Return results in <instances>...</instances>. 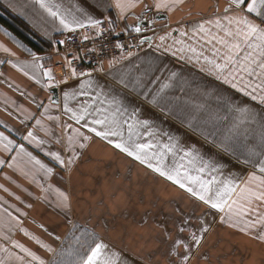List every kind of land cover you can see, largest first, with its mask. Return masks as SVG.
<instances>
[{"label":"snow or ice","instance_id":"1","mask_svg":"<svg viewBox=\"0 0 264 264\" xmlns=\"http://www.w3.org/2000/svg\"><path fill=\"white\" fill-rule=\"evenodd\" d=\"M31 3L45 35H49V29L61 33L92 30L93 36L85 31L82 38L94 40L115 31V21L105 15L113 8L117 10V20H127L130 13L135 16L133 10L141 5L142 11L155 8L157 13L171 12L184 0H153L152 4L144 0H111L110 3L91 0L90 7L85 6L88 0H69L67 5L58 0H31ZM216 13L191 27L189 38L195 39L199 48L185 43L184 39L172 38L171 32L160 36L157 45L148 36L135 46L127 45L131 49L147 43L150 49H163L161 55L179 56L180 60L197 65L199 72L218 82L216 85L170 67L160 57H139L130 50L125 52V45L120 42L114 47L121 55L107 61L109 71L105 73L103 62L93 70L110 77L104 83L94 78L93 71L78 72L72 67V60L77 59L75 55L72 60H66L70 76L62 80H57L50 68L45 69L40 63L43 58L34 53L30 64L25 62L23 67L13 64L25 75H29L27 69L31 68L30 79L45 89L67 84L71 78L79 81L78 89L63 93L61 115L67 114L74 124L50 114L53 104L58 108L60 105L49 96V104L43 101L37 104L38 109H43L39 118L31 113L25 116V120H35L34 127L46 138L29 129L21 139L39 148L61 168L70 170L79 158L76 148L86 149L94 138H99L200 202L208 214L217 213L219 223L264 244V0H226L223 9L217 7ZM135 20V26L127 24L122 31L144 32V21L139 16ZM153 22L149 20L150 24ZM179 33L180 37L189 35L183 29ZM169 38L173 44L165 46ZM134 55L138 59L125 65ZM36 70H40L41 78L35 75ZM77 97L86 99L78 107H70L69 101ZM155 113L162 117L161 121L158 122ZM44 120L56 123L62 134L57 136L54 128L45 126ZM165 123L169 126L164 127ZM51 143L62 145L69 157L66 159L61 151H46L44 146ZM205 147L210 151L205 152ZM0 152L15 153L10 159L0 158V168L6 165L27 177L29 171L25 168L31 165L33 180L38 171L49 177L54 172V168L42 163L24 144H17L3 132H0ZM233 165L247 169L246 175L237 178V173L231 171ZM0 188L8 192L3 185ZM56 191L59 194L56 207L64 212L69 225L64 237L48 233L60 241L57 247L29 233L21 227L18 216L0 205V264H127L120 251L87 225L72 219L70 195ZM15 211L26 215L19 208ZM189 225L190 219L181 221L178 230L187 233L188 239L174 240L170 250L172 264H192L210 230L204 218L195 230H190ZM16 229L34 240L50 258L44 259L12 239L11 233ZM69 239L71 243L65 247Z\"/></svg>","mask_w":264,"mask_h":264},{"label":"crops","instance_id":"2","mask_svg":"<svg viewBox=\"0 0 264 264\" xmlns=\"http://www.w3.org/2000/svg\"><path fill=\"white\" fill-rule=\"evenodd\" d=\"M58 2L67 5L69 0H58ZM110 2L111 0H109ZM90 3L91 0H88L85 6L90 7ZM144 3L152 4L153 0H144ZM225 4L226 0H184L182 5L171 12L160 10L157 13L155 8L142 11V5L134 9L133 12L135 16H139L144 21L145 30L152 31L150 37H152L153 45L160 44L159 37L171 32L172 38L184 39L185 43L194 44L199 48L196 40L189 38L191 37L192 25L213 18L217 14L216 8L219 7L222 10ZM0 9L24 27L33 39L46 45V47H41L39 51H35L0 25V132L9 136L17 144H24L25 148L37 159L48 167L54 168L50 177L45 176L42 171H38L35 180L31 176V165L25 168L26 171H29L27 177L6 165L0 168V185L8 189V192H5L3 188H0V198H2L0 205L8 208L14 216L19 217L22 221L21 227L27 229L29 233L41 241L57 247L60 241L54 240L48 233L51 232L54 236L64 237L69 231L64 212L56 207L59 198L56 189H59L71 197V216L74 221L87 225L110 246L120 251L127 264H150L145 257L142 259L141 257L143 254H150L149 252L152 254L159 253L155 249V238L164 239L167 236L169 255L172 248L171 239H169L171 237L172 216L156 215L154 205L156 207L160 203L158 205L169 209V203L174 201L187 213L190 212L188 208L192 206L195 212L199 214L200 219L204 215L207 216L204 219L207 225H210V230L205 236L199 254L207 256L206 258L211 261V264H216L217 261L214 258L217 255L219 258L217 264H264V244L219 223L217 213L213 211L208 214V210L200 202L189 197L182 190L133 161L130 157L112 148L105 141L94 138L86 149L76 148L79 158L70 166L69 170L67 167L61 168L39 148L22 140L21 137L26 135L29 129L34 130L40 138H46L38 127H34L35 120H25V116L31 113L39 118L43 109H38L37 104L40 101L49 104L48 97L51 96L53 99V94L52 88L45 89L35 79H30V75L33 74L31 68L27 69L29 75H25L24 71L13 67V64L21 67L25 62L30 64L33 59L32 53H34L43 58L40 63L45 66V69L50 68L52 70L53 63L64 59L63 55L59 53L61 45L58 41L64 40L71 33L52 32L49 29V35H45L31 0H0ZM90 10L92 9L90 8ZM95 14L99 15L98 12ZM105 15H108L122 29L127 24L133 26L136 24L135 16L131 13L127 20H117L115 8ZM149 20H154V22L150 24ZM180 29L188 31L189 35L180 37ZM172 38L164 42L165 46L173 44ZM207 47L209 46L205 45V48ZM5 48L8 49L7 52L4 51ZM162 52L163 49L156 51L147 47L138 55L139 57L146 55L160 57L164 63L170 67L181 69L185 74L200 78L203 82L211 85L218 84L212 77L199 72L198 66L194 63H188L180 60L179 56H172L167 53L161 55ZM137 59L138 57L134 55L131 61H125L124 64L134 63ZM104 68L105 73H107L109 71L107 63L104 64ZM52 72L54 74L53 70ZM35 75L37 78H41L40 70H36ZM68 76L70 73L64 77ZM93 76L101 83L106 80L110 81V77L104 73H93ZM63 78L56 77L57 80ZM78 84L77 79L71 78L67 84L61 83L54 88L60 107L58 108L53 104L50 107L51 115L60 116L61 121L74 124L73 121L68 120L67 114L61 115V113L64 103L63 93L78 89ZM223 87L226 88L227 86ZM84 99L86 98L77 97L76 100L69 101V106L78 107ZM22 109H26L27 112ZM154 115L158 122L162 120L158 113ZM43 122L46 127L54 128L57 136L62 134L56 123L47 120ZM168 126V123L164 124V127ZM172 127L175 128V125ZM44 148L46 151H61L66 159L70 155L69 152L62 150L60 144L51 143L45 145ZM204 151L209 152L210 150L205 147ZM11 155H15V153L0 152V158L10 159ZM231 171L237 173V178L247 173V169H242L239 165H233ZM17 196L20 197L19 200L16 199ZM5 201L7 203H4ZM9 205L15 207H9ZM27 205H31V207H27ZM16 208H19L26 215H20L15 211ZM181 221L180 219L173 222H175L174 224H181ZM108 224L116 225L108 226ZM45 228L47 231L44 230ZM11 236L12 239L24 244L44 259L50 258L49 253L36 244L34 240L25 236L19 229L11 233ZM173 237L182 238V235L180 233V235L176 234ZM69 242H71L70 239L64 246L67 247ZM163 244L165 245L166 241ZM200 263L206 262L200 261Z\"/></svg>","mask_w":264,"mask_h":264},{"label":"built area","instance_id":"3","mask_svg":"<svg viewBox=\"0 0 264 264\" xmlns=\"http://www.w3.org/2000/svg\"><path fill=\"white\" fill-rule=\"evenodd\" d=\"M105 27H107L106 24ZM85 31H87L90 36L94 35L92 30H79L66 37L64 39V44H60L59 53L63 55L64 59L53 63L51 66L56 77L63 78L65 75L70 73V68L67 66L66 60H72L73 55H75L77 59L72 60V67L76 68L78 72L93 71L99 67L100 62L105 64L113 57L120 56V50L114 47L117 42L125 45V52L130 50L139 54L148 47L147 43L140 47H133L131 49H129L127 45L132 44L135 46L138 44L140 39L144 36L150 37V34L152 33L150 30H145L139 34L131 31L125 32L122 31L121 27L116 25L114 32H106L104 36L94 40H83L82 37ZM90 49H95V51H90ZM93 73L97 72L93 71Z\"/></svg>","mask_w":264,"mask_h":264},{"label":"rangeland","instance_id":"4","mask_svg":"<svg viewBox=\"0 0 264 264\" xmlns=\"http://www.w3.org/2000/svg\"><path fill=\"white\" fill-rule=\"evenodd\" d=\"M160 204V203H158ZM154 205L155 211H156V215H171L172 216V222H171V245H173V242L175 239L173 236H175L176 234L180 235L179 233V227L181 226V224H174L176 220H185V219H190L191 220V225H189V229L190 230H195L196 227H199V214L195 212V209L191 206L188 208V211L190 212H185V210L182 209V207H180V205L177 202L172 201V203H169V209L168 207L165 208L162 205ZM185 214H183V213ZM203 218H207V216L204 215ZM115 226L116 224H108V226ZM210 226V225H209ZM167 230V228H166ZM178 232V233H175ZM167 235V234H166ZM182 238L185 239L187 241L188 236L187 233L181 234ZM166 241V244L164 245L163 243ZM155 249L157 250V254H152L151 252H149L150 254H143L141 259L143 257H145L148 262L150 264H172L173 261V257L171 255L168 254V244H169V240L166 238H155ZM193 251L195 252V248H193ZM164 252V253H163ZM207 257V256H206ZM205 256L197 253L195 258L192 260V264H199V262L201 261H205L206 263H200V264H211V261H208L207 258ZM217 262H219V258L218 255L214 258ZM216 262V264H217Z\"/></svg>","mask_w":264,"mask_h":264},{"label":"trees","instance_id":"5","mask_svg":"<svg viewBox=\"0 0 264 264\" xmlns=\"http://www.w3.org/2000/svg\"><path fill=\"white\" fill-rule=\"evenodd\" d=\"M0 25L6 28L19 40L27 44L31 49L35 51L36 50L39 51L41 47H46V45L42 44V42H40L39 40L33 39L31 34L24 27H22L14 18H12L10 15H7L1 9H0Z\"/></svg>","mask_w":264,"mask_h":264},{"label":"water","instance_id":"6","mask_svg":"<svg viewBox=\"0 0 264 264\" xmlns=\"http://www.w3.org/2000/svg\"><path fill=\"white\" fill-rule=\"evenodd\" d=\"M51 92L53 94V99L54 100H57V92H56V90L55 89H52Z\"/></svg>","mask_w":264,"mask_h":264}]
</instances>
